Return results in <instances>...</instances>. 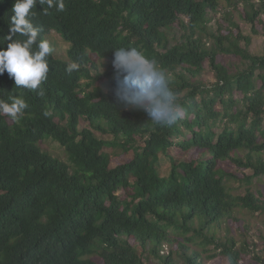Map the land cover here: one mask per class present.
<instances>
[{"label": "trees", "instance_id": "1", "mask_svg": "<svg viewBox=\"0 0 264 264\" xmlns=\"http://www.w3.org/2000/svg\"><path fill=\"white\" fill-rule=\"evenodd\" d=\"M225 1L242 6L251 35L209 28L220 0H64L63 12L37 0V44L59 33L69 61L47 57L43 95L0 75V99L28 104L18 121L0 116V264H205L192 245L241 264L248 249L218 231L237 210L264 215V199L251 190L264 178V55L251 52L264 35V0ZM15 2L0 0V50L11 42L4 37ZM176 26L184 34L172 45ZM131 47L167 70L183 109L172 126L116 100L113 52ZM220 54L241 58L235 73ZM72 62L79 68L68 74ZM207 63L211 86L200 82ZM48 139L68 163L43 150ZM110 149L129 157L112 166ZM192 150L199 156L182 160ZM233 180L250 187L245 195L233 194Z\"/></svg>", "mask_w": 264, "mask_h": 264}, {"label": "clouds", "instance_id": "2", "mask_svg": "<svg viewBox=\"0 0 264 264\" xmlns=\"http://www.w3.org/2000/svg\"><path fill=\"white\" fill-rule=\"evenodd\" d=\"M36 3L37 0H16L14 3L9 34L4 37L11 42L6 49L0 50V75L6 71L9 78L14 80L15 89H40L38 94L43 95L40 86L48 78L47 57L54 49L46 39H40L37 44L43 28L32 23V17L36 15L32 9ZM40 3L43 4L44 0H40ZM47 4L48 8L55 7L58 12L65 10L64 0H47ZM17 34L25 39H17ZM112 64L116 77L113 92L117 101L145 112L156 125L170 127L177 121L183 111L177 102L178 94L170 87L167 70L155 58H148L136 47L119 48L113 52ZM78 68L79 64L72 62L66 72L71 74ZM27 107L23 97L9 96L7 101L0 99V116L7 115L18 121Z\"/></svg>", "mask_w": 264, "mask_h": 264}, {"label": "rangeland", "instance_id": "3", "mask_svg": "<svg viewBox=\"0 0 264 264\" xmlns=\"http://www.w3.org/2000/svg\"><path fill=\"white\" fill-rule=\"evenodd\" d=\"M241 9L234 10L233 8L228 7V4L225 0H220V8L217 13H210V18L212 22L209 24V28L213 31H217L219 26H223L222 30L225 33L227 30L231 29L235 35L242 33L246 36L251 35V26L243 19L244 15ZM227 16V18H226ZM234 22L238 27H234L230 24L229 20ZM264 25L259 23L258 29L263 31ZM169 39L172 45H175L180 40L181 36L184 34L183 31L176 26L168 32ZM44 39L50 42V45L53 47V54L59 60L64 62L69 61L68 50L70 44H68L61 35L55 31H52L50 34L46 35ZM251 52L254 55L262 56L264 55V35L255 36L253 38V43L251 46ZM218 62L224 64L231 73H235L238 70L239 65L241 64V58L234 54H220L218 56ZM216 81L214 72L207 63L205 66V71L201 75L200 82H203L207 86H211ZM100 135V134H99ZM106 139H111L110 136H104ZM44 151H47L51 155L64 162L68 161V156L65 149L57 142L52 139L43 141L41 144ZM108 152L111 154L112 166H116L120 161L125 160L129 155L121 154V151L114 152L110 149ZM182 160L183 159H196L199 154L192 150L189 153L183 154L180 153ZM222 168L226 169L228 172L236 173L240 178H243L244 171L238 169L233 163L225 162L220 164ZM162 170L164 173H167L170 170V164L167 160L163 161ZM232 192L235 195H245L248 188L247 184L241 182L240 180H233L230 183ZM251 190L256 193L257 196H261L264 199V178L257 184L251 187ZM260 192L262 195H260ZM236 220H230L223 223L222 227L218 231V236L226 238L228 235L234 237L238 242L239 248H247L243 254V261L241 264H263L256 257H261L264 260V215L254 214L248 211H236ZM165 253L171 251L173 247L166 245ZM193 249H198L201 251L205 264H230L229 260L224 256H218L214 259H208L207 257L213 252L204 251L202 247L197 245H192ZM175 250V249H174ZM147 264H160V261L153 258L147 259Z\"/></svg>", "mask_w": 264, "mask_h": 264}]
</instances>
